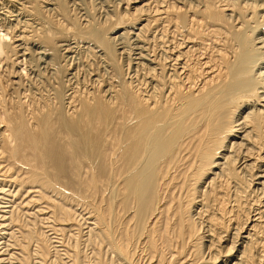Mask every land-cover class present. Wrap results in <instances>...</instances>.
Returning a JSON list of instances; mask_svg holds the SVG:
<instances>
[{"label":"bare ground","instance_id":"1","mask_svg":"<svg viewBox=\"0 0 264 264\" xmlns=\"http://www.w3.org/2000/svg\"><path fill=\"white\" fill-rule=\"evenodd\" d=\"M261 34L264 0H0V264H264Z\"/></svg>","mask_w":264,"mask_h":264},{"label":"rangeland","instance_id":"2","mask_svg":"<svg viewBox=\"0 0 264 264\" xmlns=\"http://www.w3.org/2000/svg\"><path fill=\"white\" fill-rule=\"evenodd\" d=\"M171 1V0H170ZM174 1V0H173ZM145 24V23H144ZM260 36H263L264 37V35H260ZM261 67H262V69L264 68V64H261ZM1 211H3V210H1ZM17 229V228H16ZM4 237H3V239H0V249L1 248H3V250L6 248L5 246H6V244H9V243H11V242H8L9 241V239H10V241H11V238L10 237H8V235H7V237H6V235H3ZM5 242H7V243H5ZM240 244V243H239ZM229 246L231 245V243L230 244H228ZM226 246V243H224L223 244V247H225ZM33 249H35V248H33ZM237 249H239L238 251H237ZM243 251V247H239L238 245H237V247H236V249L234 250V253H233V255H231V257H229L230 258V260H229V262L228 263H226V264H235V263H237L238 262V259H236V257L237 258H241V252ZM11 253H16V254H18L19 252L17 251V250H14V251H11ZM206 256H207V254H206ZM235 256V257H234ZM5 257H7V258H9V256H5ZM226 260V258L224 257V258H222V260L220 261V259L217 261V263L216 264H224V261ZM13 261H15V260H13ZM37 261V260H36Z\"/></svg>","mask_w":264,"mask_h":264}]
</instances>
